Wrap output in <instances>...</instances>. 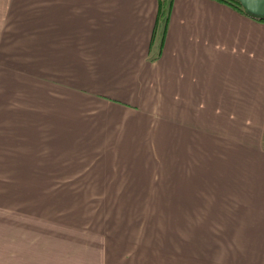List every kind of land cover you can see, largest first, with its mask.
I'll return each mask as SVG.
<instances>
[{
    "label": "crops",
    "instance_id": "1",
    "mask_svg": "<svg viewBox=\"0 0 264 264\" xmlns=\"http://www.w3.org/2000/svg\"><path fill=\"white\" fill-rule=\"evenodd\" d=\"M162 2L0 0V69L16 84L6 134L53 141L48 156L68 166L19 173L37 175L48 200L69 188L89 205V191L109 188L100 183L137 173L132 159L164 158L168 188L182 190L170 204L212 222L198 236L264 264V22L217 0ZM88 240L6 245L0 264H140L103 260Z\"/></svg>",
    "mask_w": 264,
    "mask_h": 264
},
{
    "label": "rangeland",
    "instance_id": "2",
    "mask_svg": "<svg viewBox=\"0 0 264 264\" xmlns=\"http://www.w3.org/2000/svg\"><path fill=\"white\" fill-rule=\"evenodd\" d=\"M18 81L15 77V82ZM7 87L15 88L16 84L11 83V78L7 81L6 72L0 69V250L6 245L29 246L31 249L56 246L58 242L86 245L81 243L89 238L87 244L101 247L103 260L111 263L245 264V254L216 252L224 250L222 243L229 239L198 236L200 226L209 228L212 223L198 221L200 207L170 204L183 200L182 190L168 188L164 173H160L164 171V165L159 166L161 162L164 164V158L132 159L140 164L135 167L139 169L137 173L120 175L123 181L119 183H100L109 188L89 191L94 194L89 205L83 204L85 199H80L86 191L69 188L56 192L57 199L51 200L57 204L48 205L51 200L33 187L37 185V175L19 172L25 166L39 163L43 166L46 162L58 169L68 166L61 164L63 159L48 156L54 153L53 141L40 148L43 143L32 142L28 136L25 141H14L13 138L21 139V134H6ZM34 96L32 93L25 95L27 99ZM13 98L16 101V94ZM12 112L14 117L20 114V111ZM129 160L126 158L127 162ZM69 177L67 173L62 180ZM110 177L103 174L102 180ZM118 186L121 189L110 188ZM193 200L197 201H190ZM98 201L124 205L97 206ZM104 247H109L107 252Z\"/></svg>",
    "mask_w": 264,
    "mask_h": 264
},
{
    "label": "water",
    "instance_id": "3",
    "mask_svg": "<svg viewBox=\"0 0 264 264\" xmlns=\"http://www.w3.org/2000/svg\"><path fill=\"white\" fill-rule=\"evenodd\" d=\"M242 7L253 15H264V0H238Z\"/></svg>",
    "mask_w": 264,
    "mask_h": 264
},
{
    "label": "trees",
    "instance_id": "4",
    "mask_svg": "<svg viewBox=\"0 0 264 264\" xmlns=\"http://www.w3.org/2000/svg\"><path fill=\"white\" fill-rule=\"evenodd\" d=\"M164 1H165V0H163V2H162V4H161V5L163 6V8H164V4H163ZM217 1H220V2H222V3H224V4L229 5V6H232L233 8H235V9H237V10L243 12L244 14H246V15L249 16V17H252V18H254V19L258 20V21H262V22H264V15L259 16V15H253V14H251V13H248V12L242 7V5L239 3L238 0H217Z\"/></svg>",
    "mask_w": 264,
    "mask_h": 264
}]
</instances>
